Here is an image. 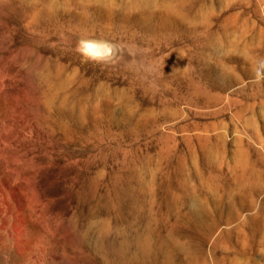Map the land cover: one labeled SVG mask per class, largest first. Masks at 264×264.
Returning <instances> with one entry per match:
<instances>
[{
    "label": "rangeland",
    "instance_id": "374dc122",
    "mask_svg": "<svg viewBox=\"0 0 264 264\" xmlns=\"http://www.w3.org/2000/svg\"><path fill=\"white\" fill-rule=\"evenodd\" d=\"M258 58L264 0H0V264H264Z\"/></svg>",
    "mask_w": 264,
    "mask_h": 264
},
{
    "label": "clouds",
    "instance_id": "9594fccd",
    "mask_svg": "<svg viewBox=\"0 0 264 264\" xmlns=\"http://www.w3.org/2000/svg\"><path fill=\"white\" fill-rule=\"evenodd\" d=\"M76 50L85 61L115 64L120 59L122 46L105 39H81ZM254 78L257 83L264 81V58L255 61Z\"/></svg>",
    "mask_w": 264,
    "mask_h": 264
},
{
    "label": "bare ground",
    "instance_id": "6f19581e",
    "mask_svg": "<svg viewBox=\"0 0 264 264\" xmlns=\"http://www.w3.org/2000/svg\"><path fill=\"white\" fill-rule=\"evenodd\" d=\"M145 1H148V0H145Z\"/></svg>",
    "mask_w": 264,
    "mask_h": 264
}]
</instances>
